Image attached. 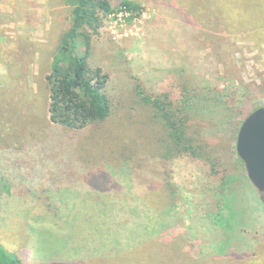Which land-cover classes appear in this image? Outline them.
Masks as SVG:
<instances>
[{"label":"rangeland","instance_id":"374dc122","mask_svg":"<svg viewBox=\"0 0 264 264\" xmlns=\"http://www.w3.org/2000/svg\"><path fill=\"white\" fill-rule=\"evenodd\" d=\"M134 1L140 15H109L93 40L90 63L109 75L110 115L69 129L50 121L46 77L70 7L0 0V244L22 264L80 261L95 247L103 259L86 264H264V190L234 161L237 128L264 106V43L201 12L190 13L192 33L179 23L180 10L215 0ZM165 94L184 110L203 158L165 160L168 129L142 98ZM221 174L231 175L226 185ZM101 199L128 212L107 216L104 207L97 221ZM166 218L174 233L148 234Z\"/></svg>","mask_w":264,"mask_h":264},{"label":"trees","instance_id":"16d2710c","mask_svg":"<svg viewBox=\"0 0 264 264\" xmlns=\"http://www.w3.org/2000/svg\"><path fill=\"white\" fill-rule=\"evenodd\" d=\"M64 1L70 7V24L60 38V43L51 60V70L46 77L49 87L48 111L50 121L56 126L83 129L91 122L106 120L111 113V102L106 93L109 75L103 71L102 67L91 65L90 63L93 40L99 35L109 15H118L123 12L129 14L130 17L128 18L131 20L143 12V7L134 0H121L118 5H113L110 0ZM164 2L176 4L179 7L182 6L179 3H184V6H188L185 5L186 2L184 0H172V2L164 0ZM209 7L210 9L207 10L204 8H186L189 12L180 10L181 20L179 23L183 24L190 34L193 31L192 28L196 26L190 13L201 12L206 23L220 25L228 33L241 31L243 33H251L249 35L251 36L250 39L264 43V0H215ZM164 96L165 99H161L159 96H144L142 98L144 102L149 103L153 107L158 117H162L168 129L172 141L168 145L167 150L170 155L164 156L165 160L173 161L175 157L183 155L203 158V151H200L193 144L194 139L186 136V116L182 114L184 110L178 105H174L168 94ZM188 98L189 95L185 102L189 100ZM255 109L249 110L245 114L244 119ZM238 131L239 127L237 128ZM208 161L212 172L219 173L215 167L216 161L213 158ZM234 161L237 165L239 164L238 162H243L239 157H236ZM221 178L226 185L231 179V175L224 176L221 174ZM10 187L7 189L9 190ZM122 205V203L104 202L102 199L94 202L95 209L97 208L96 210L99 214L104 212V207L108 209L109 212H105L107 216L110 211L125 210L128 212V207L126 208V205ZM40 208L43 207L40 206ZM47 210L52 217H55L51 213L52 208H47ZM103 214L99 215V218H97V215H93L92 218L88 219H93L92 223L95 222L96 218L97 221H104L101 218ZM112 218L114 223H120L122 226V218H118L116 214L113 217L111 216L110 219ZM58 219L60 218L58 217ZM83 219H87V217L83 216ZM130 220L129 222H132L133 219ZM162 221L163 224L161 226L154 224L153 229L148 230V234L153 235L161 231L170 234L174 233L176 225L171 227V220L167 218ZM100 223L102 224L103 222H98V224ZM100 251L99 247H95L90 254H85L84 257L80 258V261L76 260V258H69L70 260H64L63 264H72V261H78L75 264H86L94 261L91 260L94 257L103 259V254ZM119 254L120 252L115 255ZM54 261H51V264L62 263L59 262L61 261L60 259H55ZM0 264L22 263L18 257L6 252L5 248L0 244Z\"/></svg>","mask_w":264,"mask_h":264},{"label":"water","instance_id":"95a60500","mask_svg":"<svg viewBox=\"0 0 264 264\" xmlns=\"http://www.w3.org/2000/svg\"><path fill=\"white\" fill-rule=\"evenodd\" d=\"M237 152L253 184L264 190V106L253 110L242 122L237 135Z\"/></svg>","mask_w":264,"mask_h":264},{"label":"built area","instance_id":"2783aa9c","mask_svg":"<svg viewBox=\"0 0 264 264\" xmlns=\"http://www.w3.org/2000/svg\"><path fill=\"white\" fill-rule=\"evenodd\" d=\"M123 13V12H122ZM120 14V13H119Z\"/></svg>","mask_w":264,"mask_h":264}]
</instances>
